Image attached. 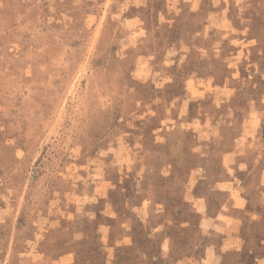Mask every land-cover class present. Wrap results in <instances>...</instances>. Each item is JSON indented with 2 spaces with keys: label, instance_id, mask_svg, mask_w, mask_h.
<instances>
[{
  "label": "rangeland",
  "instance_id": "obj_1",
  "mask_svg": "<svg viewBox=\"0 0 264 264\" xmlns=\"http://www.w3.org/2000/svg\"><path fill=\"white\" fill-rule=\"evenodd\" d=\"M257 1L0 0V264L31 240L22 264H161V159L192 134L264 144L214 85L251 86Z\"/></svg>",
  "mask_w": 264,
  "mask_h": 264
},
{
  "label": "crops",
  "instance_id": "obj_2",
  "mask_svg": "<svg viewBox=\"0 0 264 264\" xmlns=\"http://www.w3.org/2000/svg\"><path fill=\"white\" fill-rule=\"evenodd\" d=\"M255 8L251 17L242 16L241 21L253 22L260 33L248 37L249 33L238 32L241 42L251 44L249 49L241 50L242 53L249 51L254 56L246 65L253 71L251 86L246 89L229 86L232 80L229 76L214 85L228 86L232 93L238 92L221 101L233 117L237 107L256 115L263 124L264 0H258ZM224 19L231 24L228 16L223 15ZM229 38L222 34L221 40L231 43L233 40ZM238 53L239 50L233 48L226 51L225 58H234ZM224 64L229 75L236 68L232 69L230 63ZM239 68L246 69L245 66ZM206 99L211 100L210 108L216 109L212 99ZM227 130L219 128L217 132ZM190 136L188 144L180 146L177 156L161 159V264H264V144L259 147L258 143L245 142L240 136L236 138L237 143L235 138L230 141L231 145L218 143L213 137L200 141V137ZM13 245L8 243L4 249L6 263L10 259L22 264L25 258L32 262L44 258L34 240L29 241L24 250L16 251Z\"/></svg>",
  "mask_w": 264,
  "mask_h": 264
}]
</instances>
